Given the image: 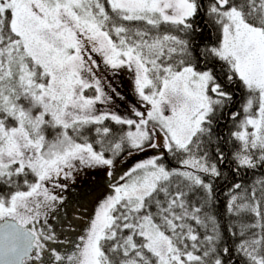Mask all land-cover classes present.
Segmentation results:
<instances>
[{"label":"snow or ice","instance_id":"obj_1","mask_svg":"<svg viewBox=\"0 0 264 264\" xmlns=\"http://www.w3.org/2000/svg\"><path fill=\"white\" fill-rule=\"evenodd\" d=\"M0 264H264V0H0Z\"/></svg>","mask_w":264,"mask_h":264},{"label":"rangeland","instance_id":"obj_2","mask_svg":"<svg viewBox=\"0 0 264 264\" xmlns=\"http://www.w3.org/2000/svg\"><path fill=\"white\" fill-rule=\"evenodd\" d=\"M124 79L127 80V77H125ZM121 91H124L125 93H128V87H127V85H125V87L122 88Z\"/></svg>","mask_w":264,"mask_h":264}]
</instances>
